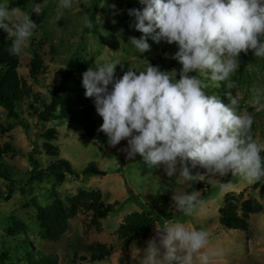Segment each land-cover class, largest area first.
<instances>
[{
  "label": "rangeland",
  "instance_id": "1",
  "mask_svg": "<svg viewBox=\"0 0 264 264\" xmlns=\"http://www.w3.org/2000/svg\"><path fill=\"white\" fill-rule=\"evenodd\" d=\"M5 3L10 8L18 7L21 13L30 15L36 23L37 14L32 12V8L36 3H43V0H0V5ZM59 3L60 0H48L47 7L40 13L41 23H36L33 37L18 58L17 74L26 81L31 91L21 101L17 111L20 125L14 124L13 119L0 107V147L4 148L5 144L10 147L9 151L2 153L0 163L7 165L12 180L7 196L0 197V223L6 225L3 219L8 217L22 221L26 227L24 234L33 250L55 257L58 264H141L147 242L156 235L157 228L175 222L208 231V251L217 253L212 258V264H264V179L255 189H251L250 184L239 176L205 175L202 187L196 191L206 201V206L203 211L187 217L176 211L172 197L185 194L190 182L178 174L168 177L162 165L147 166L139 154L134 159H127V140L115 147L108 140L98 145L91 138L82 136L81 128L75 123L59 120L40 122L36 114L27 108L28 102H32L38 110L47 103L48 87L57 82L58 71L69 67L72 59H82L87 69L95 68L97 63L119 59L123 66L117 65L116 78H121L129 68L141 71L149 64L161 69L172 62L179 63L172 59L178 51L175 44L169 45L164 41L156 43L149 36L150 50L136 53L129 43L131 37L140 38L143 35L132 26L135 18L128 14L129 9H143L144 5L139 0H73L72 8L64 9L62 19L57 22L55 17ZM85 16L92 20L94 27L84 25ZM261 39L264 40V37ZM33 52L39 55L42 62V69L35 81L27 72ZM239 61L240 67L231 77L235 85L233 89H226L221 84L220 87L210 86L206 91L218 95L224 103L227 91L233 95L239 94L240 111L247 109L253 115L252 133L258 142L264 143V109L250 106L251 88L264 89V59L256 58L250 50L247 54L241 53ZM173 69L177 72L178 80L180 71L176 67L163 71ZM89 102L94 104V98ZM94 105L92 114L97 118L99 115ZM49 127L56 130L55 139L50 140L58 148L56 156H49L41 149L40 134ZM32 139L37 144L32 157L38 163V168L45 167L50 160L63 158L78 176L64 173L61 177L51 175L28 179L30 165L27 154ZM89 162L104 173L81 178L80 171ZM198 169L191 171L195 174ZM6 183L0 176V191L3 193ZM221 183L229 187L221 190ZM79 188L98 189L104 203L114 200L119 203L113 211L99 219L97 229L86 225L89 212L76 209L68 218L66 229L58 240L40 238L35 205L66 208L64 197L75 194ZM229 191H242L244 197L252 196L261 204L259 212L248 215L246 234L239 229L224 228L218 223L217 208L221 205L223 194ZM140 210L151 214L170 211L172 214L168 219L156 221L146 238L134 240L122 250L120 239L116 236L117 225L123 213ZM22 236L20 232L6 233L0 226V251L7 250L11 264L24 263L19 246ZM93 242L110 246L109 255L101 261L81 259L82 255L88 256L84 245Z\"/></svg>",
  "mask_w": 264,
  "mask_h": 264
},
{
  "label": "clouds",
  "instance_id": "2",
  "mask_svg": "<svg viewBox=\"0 0 264 264\" xmlns=\"http://www.w3.org/2000/svg\"><path fill=\"white\" fill-rule=\"evenodd\" d=\"M139 2L143 9H129L128 14L143 35L131 37L129 43L136 53L150 50L149 36L156 43L175 44L178 51L172 59L182 65L180 78L176 79L175 69L161 71L151 64L141 71L129 68L116 78L117 65L123 66L119 59L90 67L82 74V84L103 119L99 131L113 147L127 140V159L139 154L149 167L162 165L168 177L178 174L195 183L205 175L239 176L249 184L264 179V143L252 133L253 115L247 109L240 111V95L227 91L229 102L224 103L206 91L221 84L229 90L235 87L231 77L240 67L241 53L251 50L264 59V0ZM47 4L48 0L36 3L32 12L40 14ZM72 6L73 0H60L56 21ZM84 25L94 27L87 16ZM0 29L12 40L10 54L18 56L37 24L5 3L0 5ZM250 91V106L264 109V89L253 86ZM197 167L204 172L193 174L191 169ZM219 187L226 190L229 185ZM172 199L187 217L206 206L199 191L175 194ZM209 243L206 230L181 222L166 224L147 242L141 264H212L217 253L208 251Z\"/></svg>",
  "mask_w": 264,
  "mask_h": 264
},
{
  "label": "trees",
  "instance_id": "3",
  "mask_svg": "<svg viewBox=\"0 0 264 264\" xmlns=\"http://www.w3.org/2000/svg\"><path fill=\"white\" fill-rule=\"evenodd\" d=\"M36 23H41V15H37ZM12 40L7 38L5 31L0 29V107L5 110L6 115L13 119L14 124L20 125L17 117V111L24 97L30 94V87L25 80L21 79L17 74L19 55H12L9 48ZM69 67L62 68L58 71V80L55 84L48 87L49 100L38 110L32 102L27 103V108L34 112L40 122L48 120H59L73 122L81 128V135L92 139L93 143L98 145L105 144L108 140L107 135L99 131L103 123L102 117L95 118L92 114L94 104L90 103V99L85 96L86 89L82 84V74L87 71L86 63L82 59H72L69 61ZM169 67H176L179 71L182 68L180 63L172 62L169 65L161 67V71ZM42 69V62L39 55L33 52L29 61L27 72L32 80H36V75ZM228 103L227 97H224ZM95 106V105H94ZM42 138L41 149L49 156H56L58 148L50 143L55 139L56 130L49 127L40 134ZM36 140H31V149L27 154V161L30 165L28 179L43 176H62L64 173L78 176L70 163L63 158L50 160L43 168H38V163L32 157L36 150ZM8 144L4 148L0 147V158L4 151H9ZM264 158V152L261 153ZM203 169L199 168L198 172ZM103 170L97 168L93 162L87 163L80 171L81 178L90 175H102ZM0 176L6 180L5 192L0 191V197H6L10 191L12 184L11 175L7 165L0 163ZM261 181L250 184L251 189H255ZM202 187V181L190 184L185 188V194ZM118 201L114 200L110 203H104L101 200V194L98 189H77L73 195L64 197L66 208L53 206L43 208L35 205L36 219L38 226V235L46 240H58L67 226L68 218L77 210L89 212L86 222L87 226H99V219L105 217L109 212L113 211L118 205ZM261 204L252 196H243V192L232 193L225 192L222 196L221 205L217 208L218 223L224 228H233L242 230L245 234L248 228L247 218L251 213L259 212ZM177 211V209H176ZM172 212H158L151 214L148 211H131L123 213L122 218L116 228V236L120 239V248L124 250L127 245L134 241L146 238L152 225L159 221L160 218L168 219ZM1 228L6 233L20 232L23 233L19 246L21 247L23 264H58L55 257L43 254L39 250L34 251L30 245L28 238L24 234L26 227L24 223L14 217L4 218ZM111 247L100 242H93L84 245V250L88 252L87 258L84 255L81 259L88 261H101L109 255ZM0 264H11L10 255L7 250L0 251Z\"/></svg>",
  "mask_w": 264,
  "mask_h": 264
}]
</instances>
